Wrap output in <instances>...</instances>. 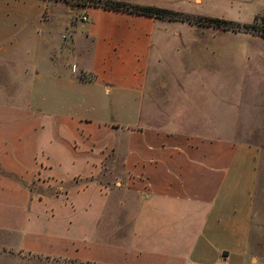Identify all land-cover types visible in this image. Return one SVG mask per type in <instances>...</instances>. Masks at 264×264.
I'll list each match as a JSON object with an SVG mask.
<instances>
[{
    "label": "crops",
    "instance_id": "1",
    "mask_svg": "<svg viewBox=\"0 0 264 264\" xmlns=\"http://www.w3.org/2000/svg\"><path fill=\"white\" fill-rule=\"evenodd\" d=\"M79 7L88 20L58 38L0 47V256L263 264L249 247L263 148L198 126L262 124L264 78L215 108L210 72L159 68L164 19Z\"/></svg>",
    "mask_w": 264,
    "mask_h": 264
},
{
    "label": "rangeland",
    "instance_id": "2",
    "mask_svg": "<svg viewBox=\"0 0 264 264\" xmlns=\"http://www.w3.org/2000/svg\"><path fill=\"white\" fill-rule=\"evenodd\" d=\"M0 0V47L17 39L30 40L41 36L59 37L62 22L72 24L86 21L87 14L77 0ZM154 6L182 13V17L207 23V18H221L244 23L256 21L264 26V0H149ZM62 2V3H61ZM88 20V19H87ZM161 27V28H160ZM157 29L156 37L168 39V45L156 41L154 54L162 52L166 58L158 61L161 70H199L210 72L209 87L201 93L210 98L215 108L230 98L232 107L238 108L239 90L244 82L251 87L256 77L264 78V37L218 27H208L182 20H165ZM6 32V33H5ZM43 33V34H42ZM67 31L66 37H71ZM30 38V39H29ZM164 43V41H162ZM172 49V50H171ZM161 50V51H160ZM163 62V63H162ZM188 84V83H186ZM223 112V107H218ZM237 113V111H236ZM222 115V114H221ZM217 117H220L216 114ZM215 124L198 126L199 130L214 128L220 135L260 145L264 151V119L258 125ZM250 253L264 264V152L250 229ZM0 264H80L61 259H48L28 254H1Z\"/></svg>",
    "mask_w": 264,
    "mask_h": 264
},
{
    "label": "trees",
    "instance_id": "3",
    "mask_svg": "<svg viewBox=\"0 0 264 264\" xmlns=\"http://www.w3.org/2000/svg\"><path fill=\"white\" fill-rule=\"evenodd\" d=\"M66 2H70L71 0H64ZM78 3L84 6H94L101 7L106 10H114V11H123L132 14L145 15L148 17H155L164 20H182L189 21L191 23H197L200 25H205L208 27H218L224 28L227 30L233 31H243L246 33H251L254 35H259L264 37V26L257 22V19L253 23H244L241 24L239 22H235L232 20H226L221 18H207L208 22H202L200 20H194L189 18V16L183 18L182 13L178 11H174L168 8L158 7L154 5H139V4H131L124 1L119 0H77Z\"/></svg>",
    "mask_w": 264,
    "mask_h": 264
},
{
    "label": "built area",
    "instance_id": "4",
    "mask_svg": "<svg viewBox=\"0 0 264 264\" xmlns=\"http://www.w3.org/2000/svg\"><path fill=\"white\" fill-rule=\"evenodd\" d=\"M88 18L87 17H84V20H87Z\"/></svg>",
    "mask_w": 264,
    "mask_h": 264
}]
</instances>
